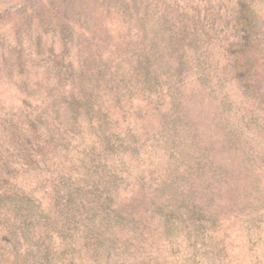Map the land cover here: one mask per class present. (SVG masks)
I'll use <instances>...</instances> for the list:
<instances>
[{"label":"trees","instance_id":"16d2710c","mask_svg":"<svg viewBox=\"0 0 264 264\" xmlns=\"http://www.w3.org/2000/svg\"><path fill=\"white\" fill-rule=\"evenodd\" d=\"M137 1L103 7L108 19H93V7L77 5L74 14L86 18L53 21L57 32L63 26L72 33L66 82L58 81V69L43 68L54 84L41 97L30 95L31 84L22 90L24 119L15 135L0 115V148L15 144L26 160L22 178L41 190L9 214L24 250L18 261L160 264L182 238L188 249L192 234L214 239L225 232L236 222L231 212H244L245 201L262 193L261 154L247 149L261 128L249 132L253 120L241 110L253 87L241 82L244 66L212 65L214 51L229 43L215 41L208 23L215 14L196 25L200 0ZM238 4L230 36L248 47L245 25L254 18L245 16L250 4ZM253 33L259 54L264 37ZM223 87L243 100H229ZM247 205L258 209L256 201Z\"/></svg>","mask_w":264,"mask_h":264},{"label":"rangeland","instance_id":"374dc122","mask_svg":"<svg viewBox=\"0 0 264 264\" xmlns=\"http://www.w3.org/2000/svg\"><path fill=\"white\" fill-rule=\"evenodd\" d=\"M129 2L130 0H0V115L2 113V117H7L10 124V127L6 128L8 132L12 134L15 133L14 131H18V124L24 119L19 113L20 105L17 102L21 100L22 90L27 89L31 84L30 95L32 96L36 90V94H39L38 97H41L45 88L54 84V79H49L48 74L43 71L44 67L49 68L50 71L58 69V75H60L58 81L61 83H65L67 80L69 58L74 56L75 52L73 46L68 43V38L72 37V33L63 26L62 32H57L53 28V21L86 18L88 15L74 14L73 9L77 5L93 7L94 11L91 14L93 19H108L109 15L102 12L103 7L111 8L114 5H126ZM133 2L141 3L137 0H133ZM162 2L184 6L180 0H162ZM240 2L250 4L248 8H251L252 15L245 11V16L249 15L254 18L250 20L253 25L252 29L249 22L245 25L248 35L252 38L248 47H244L238 40L230 36L231 27L234 25V13L238 12L237 6L240 5L238 4ZM199 3H201L199 6L203 12H198L196 17L195 14L193 15L196 25H199V22H205L208 13L213 12L215 14L214 22L211 19L208 23L214 28L215 41L224 43L226 40L229 42L226 47L227 51L219 49L217 52L214 51L212 65L222 67L226 64V67H230L237 64L238 69L244 66L241 71L246 73L241 82L253 87V90L248 93V105L244 102L246 106L241 110L248 116L244 120L250 118L253 120L249 132L259 131L261 128L260 139L250 144L247 149L250 147L254 151L257 150L256 155L261 154L256 156L257 161L261 166H264V129H262L264 126V40L260 43L261 49L257 48L259 54L256 53L255 46H258V40L253 33L261 34L264 37V1L256 0L250 3L248 0H200ZM158 7L151 10L154 9L156 12ZM198 16L200 19H197ZM110 17H120V14L115 16L111 13ZM38 22L39 29L36 25ZM11 30L15 31V36L11 35ZM62 37L67 43L63 40L64 43L61 46ZM38 42L39 44H37ZM255 54L258 55V61H249L251 57L253 60H257ZM243 55L245 56L243 57ZM224 58H226L225 62ZM34 84H38L36 89L33 87ZM224 89L226 88L223 87L222 95L231 96L230 99L228 98L229 100L235 102L243 100L239 93L237 96L234 95L235 99L233 100V96L228 95L230 92ZM239 102L235 104L239 105ZM255 112H259L260 116L252 118ZM258 124L260 128L255 129V125ZM4 143V148H0V234L8 242L11 239L12 246L0 242V264H39V261L32 260V258L18 261L24 250L17 247L22 243L17 236L15 226H13L16 219L9 214L19 213L22 210L20 204L13 208L14 203L21 202L22 198L25 199L29 195L30 197L39 196L41 190H39L36 181L29 182L21 176L20 169L26 163L24 155L16 153L12 147L15 145L14 143L8 141ZM11 149L15 153H12ZM35 161V158H31L28 162L35 163ZM244 164L246 165L247 162ZM260 188L262 193H254L249 201L246 199L247 201L242 207L244 212H231L233 215L230 214L229 217L236 222H232L227 226L225 232H221L225 236L216 232L214 239H211L209 235L212 233L204 232L201 237H198V234L195 236L192 234L189 237L192 247L188 249L186 244L184 247L183 241L187 237L182 238L180 240L183 242L181 247L172 249L170 254L168 252L165 260L160 264H264V171ZM252 201H256L257 210L247 205ZM245 207L251 212L247 214L246 212L249 210L245 211ZM38 210H41L40 206ZM215 211L221 212L218 208ZM49 261L52 262L51 259Z\"/></svg>","mask_w":264,"mask_h":264}]
</instances>
